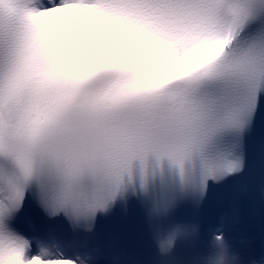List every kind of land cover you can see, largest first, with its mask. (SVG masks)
<instances>
[{
    "label": "snow or ice",
    "instance_id": "obj_1",
    "mask_svg": "<svg viewBox=\"0 0 264 264\" xmlns=\"http://www.w3.org/2000/svg\"><path fill=\"white\" fill-rule=\"evenodd\" d=\"M58 10L109 17L185 62L166 76L75 57L54 67L48 53L72 47L42 23ZM262 92L264 0H0V264H90L80 234L127 185L146 193L162 251L198 238L179 205L199 208L208 181L241 173L250 153L264 168ZM225 242L214 233L202 264Z\"/></svg>",
    "mask_w": 264,
    "mask_h": 264
},
{
    "label": "clouds",
    "instance_id": "obj_2",
    "mask_svg": "<svg viewBox=\"0 0 264 264\" xmlns=\"http://www.w3.org/2000/svg\"><path fill=\"white\" fill-rule=\"evenodd\" d=\"M42 23L51 37L72 46L70 54L55 49L48 53V61L54 67L75 57L128 62L143 69L146 75L166 76L179 71L185 62L145 46L129 29L93 11L58 10L42 17ZM226 247L225 242L224 253L215 257L214 264H228Z\"/></svg>",
    "mask_w": 264,
    "mask_h": 264
}]
</instances>
